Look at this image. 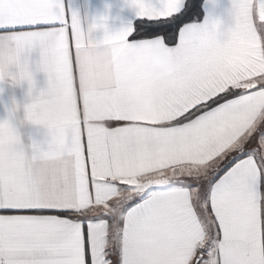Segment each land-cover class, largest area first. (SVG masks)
<instances>
[{
    "label": "snow or ice",
    "instance_id": "obj_1",
    "mask_svg": "<svg viewBox=\"0 0 264 264\" xmlns=\"http://www.w3.org/2000/svg\"><path fill=\"white\" fill-rule=\"evenodd\" d=\"M125 2L0 0V77H47L43 140L0 126V264H264V0Z\"/></svg>",
    "mask_w": 264,
    "mask_h": 264
},
{
    "label": "crops",
    "instance_id": "obj_2",
    "mask_svg": "<svg viewBox=\"0 0 264 264\" xmlns=\"http://www.w3.org/2000/svg\"><path fill=\"white\" fill-rule=\"evenodd\" d=\"M72 11L78 13L82 22L90 23L94 17L105 15L107 17L106 27L109 34H115L128 22H134V12L127 6L125 0H66ZM205 0L202 4V12L205 14ZM228 7L226 0H219L217 14H222ZM201 19V20H202ZM102 32H94L92 39L99 41L103 38ZM38 53L33 52L28 57L29 71L32 72L33 85L32 93L28 95V85L10 87L8 82L0 84V122L7 118L12 102L15 101L17 111L12 120L20 139V145L26 152L34 144H39L46 135V131L37 126L22 124L24 120V108L33 102L41 91L46 90L47 77L42 72H37L35 64L38 62Z\"/></svg>",
    "mask_w": 264,
    "mask_h": 264
},
{
    "label": "clouds",
    "instance_id": "obj_3",
    "mask_svg": "<svg viewBox=\"0 0 264 264\" xmlns=\"http://www.w3.org/2000/svg\"><path fill=\"white\" fill-rule=\"evenodd\" d=\"M5 82H8V85L10 87H20L23 84H27L28 85V95L30 97L29 81L26 77L22 76L19 72L15 73L13 75H10L6 72L2 77H0V84H4ZM16 111H17V105H16L15 101H13L11 109L8 112L7 118L4 121L0 122V126L7 127V128H15L12 124V120L15 117ZM22 124H28V125L34 126L33 120H30L27 117V115H25Z\"/></svg>",
    "mask_w": 264,
    "mask_h": 264
},
{
    "label": "trees",
    "instance_id": "obj_4",
    "mask_svg": "<svg viewBox=\"0 0 264 264\" xmlns=\"http://www.w3.org/2000/svg\"><path fill=\"white\" fill-rule=\"evenodd\" d=\"M204 0H201V5L203 4ZM202 16H203V12H202V9H201V14H200V19H202Z\"/></svg>",
    "mask_w": 264,
    "mask_h": 264
}]
</instances>
